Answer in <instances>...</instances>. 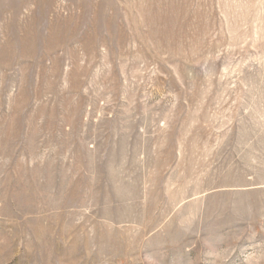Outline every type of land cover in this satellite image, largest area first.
Returning a JSON list of instances; mask_svg holds the SVG:
<instances>
[{"label": "rangeland", "instance_id": "374dc122", "mask_svg": "<svg viewBox=\"0 0 264 264\" xmlns=\"http://www.w3.org/2000/svg\"><path fill=\"white\" fill-rule=\"evenodd\" d=\"M0 264H264V0H0Z\"/></svg>", "mask_w": 264, "mask_h": 264}]
</instances>
